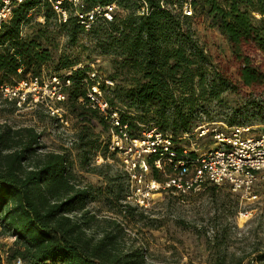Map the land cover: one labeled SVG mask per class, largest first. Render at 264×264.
I'll use <instances>...</instances> for the list:
<instances>
[{
    "label": "trees",
    "instance_id": "16d2710c",
    "mask_svg": "<svg viewBox=\"0 0 264 264\" xmlns=\"http://www.w3.org/2000/svg\"><path fill=\"white\" fill-rule=\"evenodd\" d=\"M53 1L24 0L2 25L0 87L29 77L47 79L55 74L63 83L69 78L66 98L55 106L76 114L81 128L71 147L49 151L43 150L35 127L0 122V234L15 238L4 253L0 250V264H14L17 259L22 264H146L144 251L127 227L136 229L148 217L137 206L123 203L127 175L120 167L113 171L110 164H91V156L99 150L104 157L116 159V155L107 153L108 139L98 142L93 131L96 120L108 134L102 115L85 103L83 80L90 69L77 68L79 58L57 54L55 34L47 28L52 19L59 20ZM185 1L79 0L76 6L69 0L61 2L68 17L55 24L70 45L87 35L99 55L111 57L112 74L106 80L114 84L102 83L101 89L111 94L105 100L118 109L134 136L143 127H157L176 144L197 126L198 108L206 96L211 101L243 89L255 95L252 99L264 95V69L255 60L257 52L264 60V0H189L192 16L182 13ZM110 4L122 12L111 21L97 20L89 29L75 16L76 11ZM40 13L46 22L23 35L24 25ZM206 20L226 40L227 57H213L201 44L195 27ZM0 102L12 106L9 113L18 109L15 100L0 98ZM46 112L50 115L47 107ZM239 113L238 121L230 122L233 126L250 121ZM69 149L77 151L81 169L103 178V186L86 182L74 171ZM151 176L163 179L153 168ZM219 187L209 185L206 190ZM93 203H101L111 215L101 214V207H91ZM214 264H225V257L218 255Z\"/></svg>",
    "mask_w": 264,
    "mask_h": 264
},
{
    "label": "rangeland",
    "instance_id": "374dc122",
    "mask_svg": "<svg viewBox=\"0 0 264 264\" xmlns=\"http://www.w3.org/2000/svg\"><path fill=\"white\" fill-rule=\"evenodd\" d=\"M116 11V14L122 12L121 9ZM254 17L259 19L261 16L254 14ZM58 21L52 19L47 26L55 34L57 54L67 55L69 59L79 58L81 68L95 69L101 78L106 80V76L112 74L111 57L99 55L87 35L81 37L76 45H70L66 36L56 26ZM45 22L43 13L36 15L24 25L23 35L29 34L32 26ZM195 28L208 54L213 57L229 55L226 40L210 20L203 21ZM255 60L256 65L264 69V60L258 52L255 54ZM221 64L225 67L227 63L221 60ZM235 71L233 67L232 72ZM234 78L238 80L235 75ZM116 81H120V77ZM195 92L197 97L198 87ZM250 94V91L243 89L239 93L225 92L218 99L211 101L206 96L207 101L198 108L197 126L190 135L182 136L176 145L191 148L192 143H195L199 152L209 149L213 146L212 135L215 131L228 132L235 124L230 122L238 121V110H241L239 114L243 115L242 119L250 118V121L243 125L249 126L248 135L263 132L264 95L260 99H252L255 95ZM110 95L105 92L102 94L104 98ZM43 99L52 106L45 95ZM40 101L43 100H34L30 94L25 103L11 113L9 111L12 106L0 102V122L35 127L41 134L40 143L44 146L43 150L68 149L71 145L67 144L65 138H74V135H77L81 128L79 118L65 108L56 106L62 111L57 116L59 119H52L46 112L47 104ZM117 106L125 110L122 105ZM92 125L98 142H106L108 134L105 129L96 120ZM201 130H205L206 134L198 137ZM69 152L74 171L86 182L103 186L102 177L80 168V156L77 151L69 149ZM105 163L110 164L113 171L120 167L117 156L116 159L108 154L104 157L100 150L91 156V164ZM255 192L257 198L250 201L241 199L228 190L227 186H221L214 192L205 190L189 193L184 197L168 192L161 193L155 195L150 208L145 211L148 218L137 223L136 229L130 225L127 230L136 240L137 246L144 251L146 264H214L218 255L225 257V264H264V184H257ZM91 207H101V214L111 215L101 203H93ZM14 239L13 236L0 234L2 253L11 246Z\"/></svg>",
    "mask_w": 264,
    "mask_h": 264
},
{
    "label": "built area",
    "instance_id": "2783aa9c",
    "mask_svg": "<svg viewBox=\"0 0 264 264\" xmlns=\"http://www.w3.org/2000/svg\"><path fill=\"white\" fill-rule=\"evenodd\" d=\"M23 1L2 0L0 30L9 20L12 9ZM62 1L55 0L52 6L58 13L59 20L65 22L68 14L61 7ZM69 1L74 6L79 2ZM116 10V4L97 5L90 11H76L75 16L80 25L89 29L99 19L111 21ZM144 10L145 6L141 12ZM182 13L192 16L189 0L184 2ZM64 82L55 74L47 79L29 77L15 85L1 86L0 97L15 100L17 107H21L30 94L34 100L41 99L44 102L45 95L53 106L45 102L48 112L52 116H58L62 110L55 103L65 100L64 89L71 84V80L68 78ZM83 82L87 88L86 106L98 111L107 124V153H113L119 158L120 168L128 178L129 188L123 203L148 211L155 195L168 192L184 197L189 193L203 192L209 185L227 186L228 190L243 200L257 198L255 187L257 184H264V131L248 135L250 128L243 125L232 126L228 132L215 131L212 135L213 146L200 152L195 148V143H192L191 148L176 146L172 136L162 133L157 127L145 129L139 136H134L128 124L121 121L118 109L102 96L101 84L113 86V82L102 79L95 69L87 72ZM205 134V130H201L198 137ZM65 139L68 145H72L73 138ZM152 168L161 173V181L151 176ZM14 264L22 263L17 259Z\"/></svg>",
    "mask_w": 264,
    "mask_h": 264
}]
</instances>
